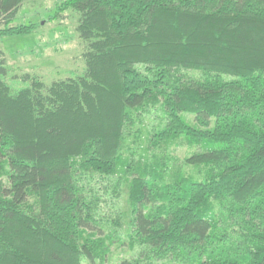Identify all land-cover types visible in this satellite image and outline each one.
Segmentation results:
<instances>
[{"label":"trees","instance_id":"trees-1","mask_svg":"<svg viewBox=\"0 0 264 264\" xmlns=\"http://www.w3.org/2000/svg\"><path fill=\"white\" fill-rule=\"evenodd\" d=\"M60 11L81 74L13 88L0 50V264H264V0Z\"/></svg>","mask_w":264,"mask_h":264},{"label":"rangeland","instance_id":"rangeland-1","mask_svg":"<svg viewBox=\"0 0 264 264\" xmlns=\"http://www.w3.org/2000/svg\"><path fill=\"white\" fill-rule=\"evenodd\" d=\"M64 0H34L24 2L18 9L13 25L34 24L35 29L26 36L0 38L8 77L13 88L25 87L24 76L39 77L50 83L81 74L84 69L83 43L75 28L77 15L60 11ZM108 264H118L126 255L113 249Z\"/></svg>","mask_w":264,"mask_h":264}]
</instances>
